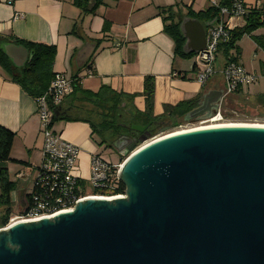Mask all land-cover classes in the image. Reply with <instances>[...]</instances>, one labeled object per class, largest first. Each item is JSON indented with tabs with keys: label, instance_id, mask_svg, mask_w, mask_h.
Here are the masks:
<instances>
[{
	"label": "water",
	"instance_id": "water-1",
	"mask_svg": "<svg viewBox=\"0 0 264 264\" xmlns=\"http://www.w3.org/2000/svg\"><path fill=\"white\" fill-rule=\"evenodd\" d=\"M202 42L196 54L206 47L204 28ZM5 53L18 67L29 58L15 44ZM222 97L206 92L185 123L210 119ZM137 143L121 152L126 198H86L74 211L0 230V264H264V125L197 128L141 150Z\"/></svg>",
	"mask_w": 264,
	"mask_h": 264
},
{
	"label": "crops",
	"instance_id": "crops-1",
	"mask_svg": "<svg viewBox=\"0 0 264 264\" xmlns=\"http://www.w3.org/2000/svg\"><path fill=\"white\" fill-rule=\"evenodd\" d=\"M74 0H0V37L21 39L56 47L54 73L78 76L83 89L98 92L102 86L117 93L138 95L134 107L144 111L145 78L154 77V116L163 115L166 105H177L206 92L220 89L222 77L205 85L196 80V59L174 54L175 44L164 33V18L173 7L174 20L184 27L185 46L195 54L203 44L204 23L194 22L189 10L201 12L216 0H104L93 14L74 6ZM16 15H20L15 19ZM110 28L103 32L106 25ZM9 45V44H8ZM92 51L82 67L83 54ZM13 62V61H12ZM88 69L94 76L84 75ZM177 74V76H174ZM219 75V74H217ZM0 125L16 133L10 162L13 181L20 183L13 199L25 204L29 182L43 158L44 138L37 116L36 100L11 81L0 67ZM55 128L63 139L80 149L78 175L90 176L92 155H101L92 141V128L84 122L59 121ZM120 151V150H119Z\"/></svg>",
	"mask_w": 264,
	"mask_h": 264
},
{
	"label": "trees",
	"instance_id": "trees-1",
	"mask_svg": "<svg viewBox=\"0 0 264 264\" xmlns=\"http://www.w3.org/2000/svg\"><path fill=\"white\" fill-rule=\"evenodd\" d=\"M91 1L95 6L91 11L88 5ZM104 0H74V6L79 8L85 14H93L103 4ZM238 0H216L217 6L210 4L209 7L201 12L189 10L188 16L204 24L218 21L221 16V9H230L234 2ZM245 2V0H243ZM248 13L245 17V25L236 28L232 32L230 43L223 44L219 48V64L223 62L235 50L240 57L241 50L238 42L245 35H251L253 32L264 27V7L259 3L247 4ZM173 7L167 9L168 16L164 18V33L167 34L174 42V54L182 59H192L195 54L184 52L185 38L181 32L179 21L174 20L172 13ZM109 27L106 25L103 32H108ZM254 37V36H253ZM255 41L264 50V35L255 36ZM15 44L24 47L29 58L22 67L16 66L5 53V46ZM56 58V47L43 43H34L21 39L0 37V67L3 69L8 78L18 84L26 94L37 99L43 96L51 86L57 73H54V61ZM223 82L220 85L222 90ZM154 77L147 76L144 83V91L141 94L145 97L146 107L144 111H139L134 107L133 101L138 95H128L117 93L109 87L102 86L98 92H91L83 89L79 77L73 76V92L67 96L62 105L53 110L52 123L59 121L66 122H84L92 128V135L99 136L101 144H108L111 147L115 140L127 135L128 128L132 126L149 127L150 136H156L164 129H174L182 123H185V116L192 110L199 107L202 95L185 100L177 105H166L164 113L161 116H154ZM240 97H230L227 101L226 118L236 121L242 118L236 113V102ZM242 98V97H241ZM263 104L264 100H257ZM16 138V133L0 125V229L5 228L12 216L14 199L13 193L19 189L20 183L13 181L10 177L8 164L10 162L23 164L22 162L12 159L11 153ZM138 145V143H137ZM123 161V160H122ZM87 183L80 181V185L85 189ZM125 185L119 184L115 193L125 191ZM29 198V197H28Z\"/></svg>",
	"mask_w": 264,
	"mask_h": 264
},
{
	"label": "built area",
	"instance_id": "built-area-1",
	"mask_svg": "<svg viewBox=\"0 0 264 264\" xmlns=\"http://www.w3.org/2000/svg\"><path fill=\"white\" fill-rule=\"evenodd\" d=\"M15 1L6 0L10 5ZM216 4L217 2L214 1L213 5ZM247 13L245 2L238 0L230 9L222 8L220 19L206 29V47L195 57L196 80L201 85H205L212 77L219 74L223 78L224 87L218 110L212 114L210 119L200 121L202 126L232 124L226 118L228 99L230 97H247L245 95L250 87L257 86L264 80V72L262 75L249 72L239 62V56L235 50H232V54H229V57L223 61L225 64L222 66L218 61L220 46L230 43L232 39L234 30L231 24L232 19H245ZM19 17L20 15H16L15 19ZM84 75L93 77L94 72L88 69ZM72 92L73 76L57 73L48 91L35 99L37 116L44 138L42 163L27 192V202L24 204L25 208L22 214L11 217L7 226L0 230L7 229L20 221L36 220L61 211H74L76 202L86 198L127 197L126 189L121 193H115L119 184L123 183L122 179L119 180L118 173L125 161L114 164L104 160L100 155H92L88 179H82L78 175L80 149L65 141L62 135L57 132L55 124L52 123L53 110L62 105L65 98ZM181 128L182 126L178 129ZM174 132H178V130ZM157 138L154 137L152 141H156ZM80 181L87 183L85 189L80 185Z\"/></svg>",
	"mask_w": 264,
	"mask_h": 264
},
{
	"label": "rangeland",
	"instance_id": "rangeland-1",
	"mask_svg": "<svg viewBox=\"0 0 264 264\" xmlns=\"http://www.w3.org/2000/svg\"><path fill=\"white\" fill-rule=\"evenodd\" d=\"M245 2L247 4L258 2L259 6L261 8L264 7V0H245ZM231 24L234 27V29L240 28V27H243L245 25V20L233 18L231 21ZM261 35H264V27L253 32L251 35H245L237 43L240 50H241L239 62L242 65H244L247 68V70H249V72H253V73L255 72L259 75H262V73L264 72V50L255 41L254 37L255 36H261ZM196 56H194V58ZM218 77H220V75H215V78H218ZM222 82L224 85L223 78H222ZM245 96H247V97L238 98L237 102L241 101V102H244V103L249 104V105L255 104L254 106H252V108L258 110V116L255 118L251 117V116L242 117V118H238L236 121H234V119H236V118H234V119L232 118V120H229V121L232 122V124L235 123V124H258V125L263 124L264 125V107H263L262 103L257 102V100H264V80H262L259 85L250 87L249 91L246 92ZM256 104H258V105H256ZM199 122L194 121V122H190V123H182V125H180V126H182L181 129H178L180 127V126H178L174 129L168 128V129H166L167 130L166 132H164L162 130L156 136L148 137L144 143H142V144L138 143L135 150L142 148L143 145H146L149 142L153 143L152 139H154V137H164V135H168L169 133H172V132L177 131V130L182 131V130H188V129H194L197 127H201L202 125H200ZM204 126H206V125H204ZM161 133H163V134H161ZM92 141L99 147V151L101 152L102 158L104 160H106L110 163H114V164H118L122 160L123 161L126 160L125 157L121 156V153L119 152V150H117L116 147H114V146L111 147L110 145H108L109 143L102 145L101 144L102 140L99 136H94L92 138ZM137 141H136V143H137ZM132 152H134V151H132ZM131 153H129V154H131ZM32 182L33 181L30 180V182L28 184L29 187H31ZM13 201H14V206H13V212H12L11 217L19 216L22 214L25 207L21 206V202L19 199H17V197Z\"/></svg>",
	"mask_w": 264,
	"mask_h": 264
},
{
	"label": "flooded vegetation",
	"instance_id": "flooded-vegetation-1",
	"mask_svg": "<svg viewBox=\"0 0 264 264\" xmlns=\"http://www.w3.org/2000/svg\"><path fill=\"white\" fill-rule=\"evenodd\" d=\"M257 102H259V101H257ZM261 103V102H260ZM255 104H252V105H249V104H246V103H244V102H241V101H239V102H236V113L237 114H240L239 116L240 117H248V116H251V113L253 112L254 113V111L256 112H258V110L257 109H253L252 108V106H254ZM256 105H258V104H256ZM128 133H127V135H125V136H123V137H121V139H119V140H115L114 141V143H113V146L114 147H116L117 148V150H120L119 152L121 153V152H124V151H126V149H127V147L129 146V145H131L133 142H136L139 138H141L143 135H145V132H147V133H150L151 131L149 130V127H147V129L144 131V132H138V131H135V130H132V128L130 127V128H128ZM125 140V139H127V140H125L124 142H120V141H122V140ZM117 142H120V145L121 146H124L123 148H118V145H117ZM25 202H27V193H26V195H25ZM21 206L22 207H24V205L23 204H21Z\"/></svg>",
	"mask_w": 264,
	"mask_h": 264
},
{
	"label": "bare ground",
	"instance_id": "bare-ground-1",
	"mask_svg": "<svg viewBox=\"0 0 264 264\" xmlns=\"http://www.w3.org/2000/svg\"><path fill=\"white\" fill-rule=\"evenodd\" d=\"M225 125H239V124H213V125H208V126H225ZM242 125H258V124H242ZM260 125H263V124H260ZM208 126H201V127H197V128H203V127H208ZM197 128H194V129H197ZM194 129H189V130H194ZM189 130H182V131L174 132L173 134H170V135H167V136H164V137H158L156 139V141H158L160 139H163V138H166L168 136H172V135L179 134V133H182V132H186V131H189ZM151 143L152 142H149L148 144L143 145V146L146 147V146L150 145ZM143 146L139 150L143 149L144 148Z\"/></svg>",
	"mask_w": 264,
	"mask_h": 264
}]
</instances>
